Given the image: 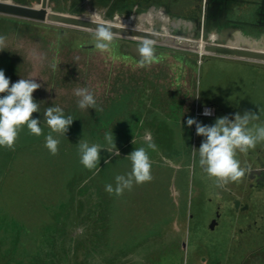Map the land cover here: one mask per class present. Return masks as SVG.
Here are the masks:
<instances>
[{"label": "rangeland", "instance_id": "374dc122", "mask_svg": "<svg viewBox=\"0 0 264 264\" xmlns=\"http://www.w3.org/2000/svg\"><path fill=\"white\" fill-rule=\"evenodd\" d=\"M51 7L154 31L194 33L193 27L168 22L162 7L108 12L101 0H52ZM209 31L215 41L217 31ZM87 34L83 28L0 15V36L5 37L0 70L11 83L23 78L42 85L33 93L40 105L33 118L40 120L42 135L30 134L25 126L14 151L0 147V264H187L185 238L190 250L207 256L206 264H224L238 249L240 230L250 227L255 236L264 231V185L251 190L243 177L217 187L200 167L198 151L193 156L192 148L198 150L204 137L187 120L198 121L197 113L213 105L217 117L199 120L201 124L250 111L259 120L249 126L264 125V64H207L217 57L187 52L196 66L193 76L179 55L167 54L177 49L155 45L158 62L141 68L122 47L142 42L116 38L101 52ZM227 40L237 39L233 35ZM246 47L264 49L257 44ZM53 62L56 71L50 67ZM80 88L94 95L102 111L78 107L75 92ZM50 106L61 107L74 119L66 137L52 133L60 140L55 156L44 146L51 130L43 114ZM111 131L120 156L102 149L100 170L94 174L80 163L78 143L82 139L106 147L105 133ZM149 138L156 145L155 151L148 149L152 181L134 184L120 196L106 192L107 184L115 188L111 179L117 172L131 171L127 156L135 148H147ZM66 156L69 163L58 164ZM237 158L242 167L245 162L256 166L259 158L264 161V143ZM184 180L188 194L182 199L179 184ZM136 189L139 199L129 201ZM236 199L247 202L250 210L235 211ZM218 207L220 226L211 233L207 224ZM261 261L255 264H264Z\"/></svg>", "mask_w": 264, "mask_h": 264}, {"label": "clouds", "instance_id": "9594fccd", "mask_svg": "<svg viewBox=\"0 0 264 264\" xmlns=\"http://www.w3.org/2000/svg\"><path fill=\"white\" fill-rule=\"evenodd\" d=\"M96 15L93 13V16ZM94 22L96 27L90 30L94 48L101 52L107 51L113 45L117 34L112 31L111 25ZM64 37H67V33H64ZM4 42L5 37L0 36V47L4 46ZM138 53L141 68L150 66L159 60L155 41L152 39H144L138 46ZM50 67L53 71L59 68L55 62ZM41 86L36 79L21 78L11 83L5 72L0 70V147L14 151L19 132L25 126L30 134L42 135L40 120L33 118V113L40 112V105L34 99L33 93ZM75 95L79 97L78 107L80 109L91 108L96 112L102 111L94 95L87 88L77 89ZM204 114L210 115L211 110L206 109ZM43 116L51 130L45 137L44 146L51 155H58L60 140L54 138L52 133L66 137L74 119L70 115L66 117L59 106L47 107ZM256 120H259V115L250 111H245L243 114L237 112L232 119L228 116L219 117L213 125H203L193 118L187 120V125L191 127L195 124L196 134L204 137L198 150L192 148L193 156L195 157L198 151L200 167L210 178L214 179L217 187L223 188L231 182H239L245 176L246 169L241 166L237 158L238 153L247 154L249 150L255 149L257 144L264 143V125L249 126L252 121ZM104 138L106 147L100 144L89 145L82 139L78 143L80 163L90 171L95 170L94 174H98L100 170L102 149L107 150L113 156H120L113 132H106ZM148 149L156 150V145L151 142L150 138L147 148H135L127 156V159L131 161V171L127 175H117L115 188L112 184H107L105 191L120 196L126 189L131 190L134 184L151 182L153 179L152 161ZM105 163L109 164L110 161L106 160Z\"/></svg>", "mask_w": 264, "mask_h": 264}, {"label": "water", "instance_id": "95a60500", "mask_svg": "<svg viewBox=\"0 0 264 264\" xmlns=\"http://www.w3.org/2000/svg\"><path fill=\"white\" fill-rule=\"evenodd\" d=\"M52 0H39V3L32 5L17 1L0 0V15L20 18L29 21L50 23L65 27L83 28L91 33V29L96 27L94 21L104 22L112 27V31L117 34L116 38L140 41L152 39L156 46L170 47L184 50L197 55L227 58L252 63L264 64V49H255L242 45H232L216 42L206 25L193 28L192 36L181 35L178 32L168 33L165 31H154L138 27L125 26L113 21H100L95 18L83 17L76 10L60 12L51 7ZM192 28V27H190ZM90 36L91 34H87ZM140 44H125L122 49L131 57L140 59L138 46ZM159 55V52L156 51ZM230 119L232 115L228 116ZM259 173V171H257Z\"/></svg>", "mask_w": 264, "mask_h": 264}, {"label": "flooded vegetation", "instance_id": "af4514ba", "mask_svg": "<svg viewBox=\"0 0 264 264\" xmlns=\"http://www.w3.org/2000/svg\"><path fill=\"white\" fill-rule=\"evenodd\" d=\"M92 1V0H90ZM104 4L106 3V9L107 11L116 12L120 10L124 5L126 0H101ZM190 2V8H188L190 11H186L185 16V0H175L173 4V0H170V8L173 6L178 7L182 11V23H190L191 27L198 28L202 26V24L206 25L209 29H219L224 28L226 25H228L227 19H224L223 16H213V8H215V5L213 4L212 0H189ZM222 3V1L220 2ZM219 3V4H220ZM97 20H101L99 18H95ZM103 21V20H101ZM123 24V23H121ZM125 26H130L128 24H123ZM217 31V30H216ZM216 112L213 117L215 118L219 112L217 108H215ZM259 163L252 165L249 162H245L244 168L246 169L245 176L249 183V189H254L255 187H260L264 185V161L259 158ZM182 171H185V169H182ZM259 171V173L257 172ZM181 186L182 192H179L181 195L180 198L183 199V196H186L187 193V187H185V180L183 183L179 184ZM190 188V186H189ZM251 206L246 202L243 203L241 200L236 199L234 200V209L237 212H248L250 210ZM220 219L221 214L218 209L216 208L214 211V216L210 219V221L207 224V228L211 233L217 232V228L220 226ZM179 232V231H178ZM241 235L243 238L239 239L240 244L238 245V249L232 252L231 259L233 258L232 262L231 259L226 260L224 264H255V262H264V231H258V233L253 234L254 231L249 228H245L244 230H240ZM186 235V234H185ZM186 237V236H185ZM251 238V242L250 239ZM182 247L185 250V252L188 253V259L187 264H206L209 262V259L207 256H201L199 257V251L198 250H190L189 243L187 239L185 238L182 240Z\"/></svg>", "mask_w": 264, "mask_h": 264}, {"label": "crops", "instance_id": "0c3cea01", "mask_svg": "<svg viewBox=\"0 0 264 264\" xmlns=\"http://www.w3.org/2000/svg\"><path fill=\"white\" fill-rule=\"evenodd\" d=\"M175 0H173V4ZM215 8H213V16H223L224 19H227L228 25L224 28L216 29L217 33L215 35V41L225 44L232 45H242L247 46L251 44H257L258 46L264 45V0H212ZM222 1V3H220ZM190 1L185 0V16L186 11H190ZM220 3V4H219ZM124 6L118 10L119 12L125 7H137V9H142L151 6L154 10L157 11V7L164 8L165 11L161 10L162 14L169 20L175 22V26L185 24V26L191 27L190 23H182L183 19L182 11L173 6L170 8V0H126L123 4ZM191 9V8H190ZM151 13V12H150ZM160 21L157 18L154 21ZM153 21V22H154ZM164 22V21H161ZM167 22V23H168ZM150 23V22H149ZM152 23V22H151ZM35 25V24H31ZM233 35L236 36V42H231L227 39L231 38ZM238 39L245 40L238 41ZM247 41V43H246ZM173 49V48H172ZM172 51V50H171ZM170 55H179L182 58V62L186 67L192 68V75L196 69L195 64L192 62V58L187 54V51L184 50H173ZM208 63L211 64H228L235 67H249L250 64L245 61L227 59V58H209ZM251 67V66H250ZM188 70V68H187ZM198 70V69H197ZM200 93V89H199ZM213 106V105H211ZM218 115V114H217ZM228 115V114H226ZM234 117V114L232 115ZM217 117V116H216ZM215 117V118H216ZM199 120H210L213 118H204L197 117Z\"/></svg>", "mask_w": 264, "mask_h": 264}, {"label": "trees", "instance_id": "16d2710c", "mask_svg": "<svg viewBox=\"0 0 264 264\" xmlns=\"http://www.w3.org/2000/svg\"><path fill=\"white\" fill-rule=\"evenodd\" d=\"M25 21V20H24ZM69 160H70V157H68V156H66L64 159H62V160H60V162L58 163V164H60V163H62V164H68L69 163ZM57 167V166H56ZM58 167H59V165H58ZM50 174V173H49ZM118 174H120V172H117V174H116V176L118 175ZM46 175H48V172H45V176ZM52 176H53V174H51ZM116 176H113L114 178H112L111 179V181H113V182H115L116 183V181H115V177ZM53 178H54V176H53ZM52 178V179H53ZM110 181V180H109ZM128 192V191H127ZM129 193H130V191H129ZM137 193V189L136 190H132L131 191V194L132 195H128V200L130 201H132V202H135L136 201V199H139V194H136ZM144 202H146V203H149L148 201H143L142 199H141V203H144ZM131 204V203H130ZM151 204V203H150ZM142 205H144V204H142ZM131 210H133L132 208H130Z\"/></svg>", "mask_w": 264, "mask_h": 264}, {"label": "built area", "instance_id": "2783aa9c", "mask_svg": "<svg viewBox=\"0 0 264 264\" xmlns=\"http://www.w3.org/2000/svg\"><path fill=\"white\" fill-rule=\"evenodd\" d=\"M208 109V110H211V114L210 115H205V110ZM215 107L213 106H207V107H204L202 108L198 113H197V116L198 117H204V118H210V117H213L215 115Z\"/></svg>", "mask_w": 264, "mask_h": 264}, {"label": "bare ground", "instance_id": "6f19581e", "mask_svg": "<svg viewBox=\"0 0 264 264\" xmlns=\"http://www.w3.org/2000/svg\"><path fill=\"white\" fill-rule=\"evenodd\" d=\"M100 21H101V20H100ZM142 29H145V28H142ZM250 48L261 49V48H257V47H250Z\"/></svg>", "mask_w": 264, "mask_h": 264}]
</instances>
